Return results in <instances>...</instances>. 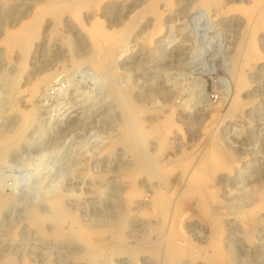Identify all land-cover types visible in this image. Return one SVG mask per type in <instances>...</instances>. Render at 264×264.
I'll list each match as a JSON object with an SVG mask.
<instances>
[{"label":"rangeland","instance_id":"obj_1","mask_svg":"<svg viewBox=\"0 0 264 264\" xmlns=\"http://www.w3.org/2000/svg\"><path fill=\"white\" fill-rule=\"evenodd\" d=\"M219 1V9H224L220 10L222 13L218 11L219 14L213 3L204 11H196L192 9L195 0H177L169 10L164 2H159L162 29L150 41L147 42L146 36L154 17L146 14L139 19L126 46L117 51L113 65L98 70L92 64L81 63L38 92L34 99L36 114L24 139L8 149L3 154L6 156L0 155V196L6 198L0 206V261L10 256L16 262L25 260L31 264H163L167 228L160 233H147L150 220L138 212L146 207L150 195L155 192L159 195L179 186L180 169L172 172L169 182L163 181L158 174L139 177L137 185L145 194L135 200L132 215L124 221V239H109V252L97 261L79 257L82 253L80 243L44 239L26 224L32 208L47 215L59 213L61 209L54 211L50 198L61 199L60 194H63V209L75 214L79 224L101 225L104 229L109 225L119 227L118 196L127 186L118 178V173L131 166V155L120 144L110 151H105L104 146L118 137L122 120L126 121L133 113L132 108L123 114L128 105L126 97H129L134 108L143 105L163 108L170 104L183 108L184 113L174 120L173 131L168 137L169 147L161 159H173L199 143L198 151H201L209 141L207 138L218 130L216 135L223 150L238 162L233 166L236 167L234 170L219 172L213 183L212 193L218 201L212 206V210L216 208L213 212H218L220 205L226 206L224 209L229 213L223 220L224 253L234 264H264V213L261 229L252 245H247L240 225L233 220V214L247 207L264 186V60L255 72L250 73L249 91L241 94L243 100L253 101L254 107L243 114L242 122L227 118L226 110L234 96L229 75L232 55L246 28L244 16L236 6L250 3L249 0ZM40 2L42 0H0V41L5 29L17 28L26 12ZM139 2L143 3V0ZM105 4L100 3V7L91 13L108 31L122 27L136 12L120 7L101 11ZM65 25L58 39L56 37L48 46H34L29 68L34 66L35 70L39 67L41 70L45 66L54 70L57 63L67 60V37L73 44V56L85 57L86 40L77 30L75 32L76 28ZM256 39L258 50L264 56V27ZM1 48L0 43V135L10 132L15 125L14 109L23 108V103H18V90L23 92L25 77L28 78L24 72L25 75L21 74L16 82L15 58L4 61ZM12 86L17 92L15 96L11 93ZM219 105L217 124L211 127L215 129L202 134L210 111ZM155 119L153 112L148 113L144 125ZM141 150L152 155L154 142H148ZM87 173L105 178L101 182L95 181L101 189L98 193L92 187L93 176L85 175ZM171 215L172 207L168 218ZM190 221L184 228L190 242L206 245L203 226L195 217ZM151 222L155 224L157 220ZM49 224L47 232L52 228ZM64 224L67 229L74 225L70 221Z\"/></svg>","mask_w":264,"mask_h":264},{"label":"bare ground","instance_id":"obj_2","mask_svg":"<svg viewBox=\"0 0 264 264\" xmlns=\"http://www.w3.org/2000/svg\"><path fill=\"white\" fill-rule=\"evenodd\" d=\"M139 1L140 0H42L40 3H35L32 8L26 12L25 19L17 28L13 30H4L3 37L0 41L2 45L1 52L5 59L4 61H10L15 58L14 66L16 67L15 70L17 73L15 77L16 82L17 79L19 80V76L21 74L23 75L24 72L27 73L28 78L25 77V89L22 90L23 92L18 90V103L21 101L23 103V108L18 107L14 109V114L16 116L14 120L15 125L10 132L0 135V155H3L5 152L7 153L8 149L13 146L16 147V145L24 139V135L28 132V128L33 123L36 114L34 99L43 87H47L62 73L79 66L81 63L92 64L98 70H104L109 65H113V63L116 62L115 55H117V51L121 47L126 46L140 21L139 19H141L143 15L152 14L154 17L152 19V28L150 27L151 30L146 36L148 42L153 35L159 33L162 29L159 2H164L163 5H166V10L171 9L174 6L173 4L177 2V0H143V3ZM100 3H106L100 8L101 11L120 7L121 10H136V12L133 15L130 14L132 16L125 21L126 23L123 24L122 27L108 31L97 16L91 13L92 10L100 7ZM211 3H213L216 8H214L215 12L218 13L219 11L220 13L224 11L223 8V10L221 8L219 9L221 3L219 0H195L192 9L204 11L210 7ZM249 3L248 6H236L238 7L236 10H240L244 16L246 28L240 40L238 39L239 41L235 47V52L232 55V67L229 73L234 86V96H232L230 100L231 102L226 110V116L227 118L230 117L233 121L236 119L240 121V119L245 116H243V114L252 110L254 107L253 101L243 100L241 94L245 91H249L251 84H249L250 73L255 72L257 68H259L261 62H263L262 60H264V56H262L261 52L258 50V44L256 42V36L258 33L262 32L264 27V0H249ZM117 11L116 13H118ZM204 14H206V12ZM88 20L90 22H88ZM88 24H90V26ZM63 25H65L64 27L68 26V28L69 26L70 28L74 27L76 28L75 32L77 30L79 34H82V38L86 40L87 50L85 57L78 59L73 56V44L70 38L67 37L65 42L69 48L67 60L62 62L58 61L59 63H57V67L54 68V70H50L51 68L47 69L45 66L41 70H39L40 67L37 68V70H35L36 68L34 66L29 68L28 65L31 64H29V58L31 59L34 46L37 47V44H42L40 46H48L56 37L58 39ZM48 65L49 64L46 66ZM31 75L33 76L30 78ZM117 75L116 73V76ZM16 85L17 83L15 86ZM14 88L11 92L12 94L14 92L13 96L17 94ZM124 96V92L121 91V97L124 98ZM126 100V103L128 102V107L125 106L123 114L126 115L128 110L132 108L134 111L129 119L126 121L125 119L122 120L121 131L118 137L113 139L111 143L107 145L104 144L106 145L104 146L105 151H110L116 145L120 144L124 146L131 155V166L118 173V178L121 182L124 181L127 186L125 190L123 188L124 186L122 187L124 191L122 190V193L118 196L119 227L116 228V226L112 227L109 225L104 229L101 225L79 224L75 214L63 209V194H60L63 201L55 196V198H50V202H53L50 204H54L52 206L53 210L59 212L58 210L61 209L59 213H53V210H51L52 213L47 215L48 213L43 214L40 211L38 212V209L35 210L36 208H32L26 219L27 226H29L30 229L32 228L39 236L44 237V239L76 241L82 246V253L80 252L81 254L79 257L86 260L88 259L92 262L97 261L109 252V246L107 244L109 239H124V221L130 214L132 215L135 200L142 198L145 194L142 191L143 189H140L137 185L139 177L141 175L151 176L152 174H158L163 181L169 182L172 172L180 169L181 180L179 181V186L170 188V190L161 194L159 193V195L155 194L156 192L150 195L146 207L143 210L140 209V212H138L148 217L150 220L147 224V233L151 231L160 233L167 228L163 264H185V262L191 264L198 262L204 264H234L232 263L233 260H229L231 258H226L222 246V237H224L223 220L229 213L224 209L227 208L226 206L223 208V206L220 205L219 211L216 213L213 212L216 208L212 210V206L217 204L218 201L214 198L212 190L215 189L213 183L217 178V174L223 171L230 172L232 169L234 170L236 167L233 168V166L238 162L233 155L227 154L226 150H223L220 145L222 143H219V139L216 135V133L218 134V130L212 133L213 136L211 138H207L209 141L205 142L201 151H198L201 147L199 143L197 146L194 145L195 147L189 152H184L183 154L181 152L180 156L177 155V157L173 159H161L162 155L169 147L168 137L173 131L174 120L177 115H182L184 113L183 108L175 104L165 105L166 107L163 108H147L144 105L134 108L135 105L130 101V98L126 97ZM220 107L221 105L213 107L210 111L209 119L207 123H205L203 129L204 133L202 132V134H205L209 129H215H211V127L217 124V114L220 111ZM150 112L155 114L156 119L152 123L144 125L147 114ZM205 139L206 138H204V140ZM150 141L154 142L155 145V152L152 155L141 150V148L146 146ZM198 152H200V154ZM193 157L195 159H193ZM175 172H173V174ZM85 175L93 176L91 173ZM171 179V181H174L173 178ZM91 180L94 192L96 191L95 193H98L101 191V189L96 186L95 181L101 182L105 180L103 175L93 176ZM5 202L6 198L0 196L1 207ZM137 205L139 206V204ZM171 207L172 215L168 218ZM263 213L264 186L257 191L255 197L247 207L240 208L239 211L233 214V220L240 225L244 233V241L247 245L255 243L254 238L261 229ZM194 217L203 226L206 232V245L204 246L194 245L185 234V226L191 222L190 220ZM151 220H157V222L153 224ZM68 221L72 222L75 226L68 227V229L65 228L64 225L66 224H64V222L68 223ZM47 223L52 225L50 232L46 231ZM113 223L115 225L116 222ZM153 246L155 247V245ZM0 264L31 263L25 260L19 263L12 257L6 256L0 261Z\"/></svg>","mask_w":264,"mask_h":264}]
</instances>
